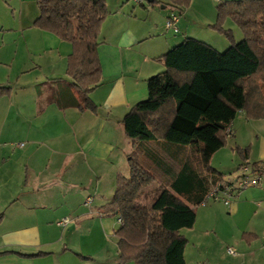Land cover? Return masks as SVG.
<instances>
[{
	"label": "crops",
	"instance_id": "0c3cea01",
	"mask_svg": "<svg viewBox=\"0 0 264 264\" xmlns=\"http://www.w3.org/2000/svg\"><path fill=\"white\" fill-rule=\"evenodd\" d=\"M219 1L227 0H191L175 31L166 24L177 10L166 11L164 4L105 0L109 14L97 48L102 76L89 93L97 112L50 103L37 114L36 84L70 79L72 46L33 26L40 14L36 0H0V85L11 87L0 97V264H133L119 259V216L102 209L114 196L117 175L129 176L133 142L120 122L147 98V80L165 70L156 59L185 37L205 34L220 52L230 46L203 30L216 21ZM223 26L239 39L241 30L230 19ZM231 131L234 143L201 152L206 172L223 180H235L242 166L264 164V119L240 111ZM235 146L250 147L246 162ZM222 153L238 159L230 175L214 170ZM157 186L140 194H150L145 205ZM180 233L188 241L185 264H264V183L235 193L228 208L218 201L198 206L193 228Z\"/></svg>",
	"mask_w": 264,
	"mask_h": 264
},
{
	"label": "trees",
	"instance_id": "16d2710c",
	"mask_svg": "<svg viewBox=\"0 0 264 264\" xmlns=\"http://www.w3.org/2000/svg\"><path fill=\"white\" fill-rule=\"evenodd\" d=\"M191 0H153L183 15ZM39 16L33 26L71 44L66 75L38 83L36 110L54 103L60 110L97 112L89 98L102 76L98 35L109 14L105 0H36ZM216 21L208 27L230 46L223 52L185 37L156 60L165 70L147 80V98L136 103L120 122L132 150L127 155L129 176L116 178L112 200L104 214L117 215L114 231L121 263L185 264L187 239L196 209L206 202L221 176L209 174L201 152L217 151L233 136L231 124L242 111L247 119H264V0H227L216 5ZM230 19L243 33L236 42L223 24ZM11 87L0 85V97ZM233 152L246 162L250 147ZM264 174V164H251ZM156 183L149 205L137 203L145 188ZM246 237V235L244 236Z\"/></svg>",
	"mask_w": 264,
	"mask_h": 264
},
{
	"label": "built area",
	"instance_id": "2783aa9c",
	"mask_svg": "<svg viewBox=\"0 0 264 264\" xmlns=\"http://www.w3.org/2000/svg\"><path fill=\"white\" fill-rule=\"evenodd\" d=\"M176 20L177 16L171 15V17L167 20V27L173 28L176 31ZM263 180L264 174L254 172L251 167L242 166L240 173L235 178V180L222 179L221 181L217 182L208 193L205 203L209 201H223L226 205H229L235 193L248 187L258 186ZM89 201L90 200H88L87 203ZM65 221L66 220H64V222ZM228 252L233 253V250L229 248Z\"/></svg>",
	"mask_w": 264,
	"mask_h": 264
},
{
	"label": "rangeland",
	"instance_id": "374dc122",
	"mask_svg": "<svg viewBox=\"0 0 264 264\" xmlns=\"http://www.w3.org/2000/svg\"><path fill=\"white\" fill-rule=\"evenodd\" d=\"M142 1H143L144 4L147 5V2H146L145 0H142ZM165 10L170 12L171 8L168 7V8H166ZM206 12H209V11L206 10L205 13H206ZM176 13H177V12H176ZM184 13H185V11H184ZM182 16H183V15H180V16L177 15V17H179V18H181ZM226 28H228V26H226ZM203 30H204L205 32H208V33H210V34H213V35H215V36H218V37H220L224 42L229 43L228 40H227L223 35H221V34L215 32V31L211 30L209 27H203ZM239 32H241V36L243 37V33H242V31H239ZM232 34H233V33H232ZM241 36L237 37V38H239V39H238V40L236 39V41H240V37H241ZM197 37H198V38H195V39H198V40L205 39L204 42H205V41H210V38H209L207 35H205V34H204V35H199V36H197ZM233 38H234V36H233ZM241 39H242V38H241ZM201 41H203V40H201ZM206 43H208V42H206ZM208 44H209V43H208ZM220 49H221V48H220ZM221 51H223V50H221ZM263 92H264V86H263ZM230 141H231V143H234V142H235V141L233 140V136L230 137V139H228V143H229ZM237 160H238V159H237V157H236L235 154H234V157H233L232 159H230V156H229L227 153H222L221 155H219V156L216 158L215 162H213L214 170H216L217 172H220V173L224 172V173H226L225 175H230V173H232L234 170H236V168L239 167V165L236 163ZM240 161H241V160H240ZM228 171H230V172H228ZM228 173H229V174H228ZM262 183H264V181H262ZM149 196H150V194H149V195H145V196L141 195V196L139 197V200L137 199V203H139V204H140V202H142V203H144V204L149 203V202H150V200H149ZM209 202H215V201H209ZM218 202H222V204L225 206V208H228V205H226L223 201H218ZM221 220H222V219H221ZM217 221H218V220H217Z\"/></svg>",
	"mask_w": 264,
	"mask_h": 264
},
{
	"label": "water",
	"instance_id": "95a60500",
	"mask_svg": "<svg viewBox=\"0 0 264 264\" xmlns=\"http://www.w3.org/2000/svg\"><path fill=\"white\" fill-rule=\"evenodd\" d=\"M145 1L148 2V3H152L153 2V0H145ZM161 8L164 9L165 5H161Z\"/></svg>",
	"mask_w": 264,
	"mask_h": 264
}]
</instances>
